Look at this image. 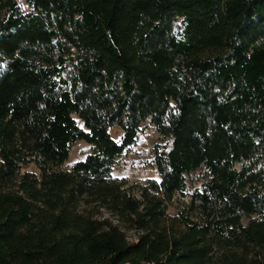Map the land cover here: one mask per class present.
<instances>
[{
    "label": "trees",
    "instance_id": "obj_1",
    "mask_svg": "<svg viewBox=\"0 0 264 264\" xmlns=\"http://www.w3.org/2000/svg\"><path fill=\"white\" fill-rule=\"evenodd\" d=\"M0 264H264V0H0Z\"/></svg>",
    "mask_w": 264,
    "mask_h": 264
},
{
    "label": "rangeland",
    "instance_id": "obj_2",
    "mask_svg": "<svg viewBox=\"0 0 264 264\" xmlns=\"http://www.w3.org/2000/svg\"><path fill=\"white\" fill-rule=\"evenodd\" d=\"M23 1V0H20ZM77 124L83 127V124L77 120ZM143 124H148L145 121ZM109 135L114 140L119 141L121 130L117 124L113 125L109 129ZM137 143L131 147L130 156L125 157L128 161L126 165H115L112 167L111 176L115 177H127L133 181L143 180L145 178L158 179L156 168L148 163V159L145 158L140 152L150 153L153 143L157 140V133L154 127L148 126L143 131L138 134ZM89 153V145L84 140L76 141L69 150V155L64 162V168L69 169V167L77 161H82L85 156ZM128 158V159H127ZM124 159V160H125Z\"/></svg>",
    "mask_w": 264,
    "mask_h": 264
},
{
    "label": "built area",
    "instance_id": "obj_3",
    "mask_svg": "<svg viewBox=\"0 0 264 264\" xmlns=\"http://www.w3.org/2000/svg\"><path fill=\"white\" fill-rule=\"evenodd\" d=\"M142 155H144L145 156V158L146 159H150L151 157H152V153L150 152V153H146V152H140ZM128 156H130V154L129 155H126L125 157H128ZM125 159V158H124ZM122 159L121 161H120V164L121 165H126L127 163H128V161L125 159ZM128 159V158H127Z\"/></svg>",
    "mask_w": 264,
    "mask_h": 264
}]
</instances>
